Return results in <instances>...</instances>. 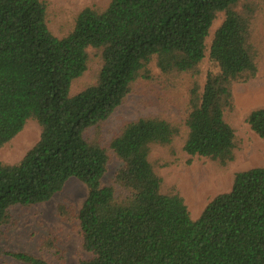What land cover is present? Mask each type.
Returning a JSON list of instances; mask_svg holds the SVG:
<instances>
[{"label":"trees","instance_id":"obj_1","mask_svg":"<svg viewBox=\"0 0 264 264\" xmlns=\"http://www.w3.org/2000/svg\"><path fill=\"white\" fill-rule=\"evenodd\" d=\"M48 5L0 0V149L30 121L40 128L20 160L0 161V233L15 224L14 208L47 202L76 178L85 200L78 210L60 203L56 214L77 222L89 254L79 264H264V164L235 172L196 219L161 173L184 155L219 173L237 161L243 144L226 115L233 86L264 67L254 37L264 0L92 2L61 37L48 26ZM95 61L93 80L72 92ZM140 80L165 90L186 81L180 119L139 116L105 141V125ZM246 122L264 142V107ZM111 156L119 166L101 186ZM56 249L43 238L38 254H6L9 264H62Z\"/></svg>","mask_w":264,"mask_h":264},{"label":"rangeland","instance_id":"obj_2","mask_svg":"<svg viewBox=\"0 0 264 264\" xmlns=\"http://www.w3.org/2000/svg\"><path fill=\"white\" fill-rule=\"evenodd\" d=\"M49 6L48 26L52 33L61 37L70 30L74 17L83 7L92 2L108 0H46ZM222 15L213 22L211 32L220 24ZM254 37L264 45V13L259 12ZM98 62L91 64L85 74L72 85V92L78 91L83 85L93 80ZM208 66L207 59L202 65V76ZM187 82L180 81L175 88L165 90L157 83L140 80L122 105L112 114L104 127L105 141H108L114 130L122 121L133 120L147 114H162L171 120H179L184 107ZM234 110L226 115V120L235 129L242 141L243 148L238 153L235 163L224 173H219L215 165L202 158L183 156L180 164L161 170L169 185L176 186L191 218L196 219L208 202L220 193L231 189L233 174L264 164V142L249 127L247 115L255 108L264 107V67L253 79L233 86ZM40 137L39 125L30 121L16 135L12 142L0 149V161L15 163L29 150ZM119 161L111 156L106 174L102 177L101 186L108 185L115 173ZM87 196L86 186L76 178H70L60 192L50 200L33 205L29 208H14L15 224L0 233V264L13 263L6 253L25 251L38 254V247L43 238L54 241L57 249L54 257L62 264H79L81 258L88 253L80 246L77 222H64L56 214L60 203L72 205L78 210ZM58 257H61L59 260Z\"/></svg>","mask_w":264,"mask_h":264}]
</instances>
